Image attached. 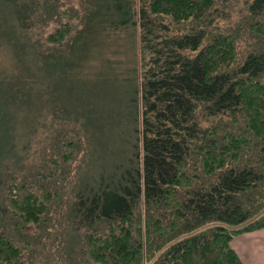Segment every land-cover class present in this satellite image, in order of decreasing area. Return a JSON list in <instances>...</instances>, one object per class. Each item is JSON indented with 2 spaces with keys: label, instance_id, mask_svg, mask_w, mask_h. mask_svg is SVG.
Returning <instances> with one entry per match:
<instances>
[{
  "label": "trees",
  "instance_id": "trees-1",
  "mask_svg": "<svg viewBox=\"0 0 264 264\" xmlns=\"http://www.w3.org/2000/svg\"><path fill=\"white\" fill-rule=\"evenodd\" d=\"M78 5L0 0L19 70L0 75V264H245L231 241L264 225V0ZM128 30V147L94 173L86 153L68 187L83 149L71 119L56 107L26 117L24 102L103 64L106 38Z\"/></svg>",
  "mask_w": 264,
  "mask_h": 264
},
{
  "label": "rangeland",
  "instance_id": "rangeland-1",
  "mask_svg": "<svg viewBox=\"0 0 264 264\" xmlns=\"http://www.w3.org/2000/svg\"><path fill=\"white\" fill-rule=\"evenodd\" d=\"M60 1L67 5L65 8L69 11L72 8L79 10V0ZM131 33V30L118 31L114 36L106 38L104 65L99 64L94 67L95 59H93L91 61L93 66L88 64H82L80 68L77 66L75 70L68 72L60 83L44 81L45 85L40 90L31 91L33 96L39 95V97L29 98L28 102H24L27 108L26 117L36 116V109L43 108L45 114L48 109L56 107L71 119L69 126L75 132V138L83 145V149L75 158L68 187L77 180L79 176L77 167L83 166L86 153L88 161L83 169L94 173V168L106 166L110 155H112L111 159L119 160V156L128 147L126 141L135 110L129 106L133 93L134 74L133 72L127 74V71L132 67L134 52L138 51L137 41L133 39L132 43L130 38ZM88 51L90 52L91 48ZM92 53L98 54L97 50ZM21 58L24 59V56ZM15 59L13 38H0L1 76L10 77L14 72L19 73ZM29 87L30 85L25 83L23 89ZM131 137L133 138L132 132ZM120 140H122L121 144H119ZM66 198L67 193L63 194L62 198L64 209L61 202H58L53 210L50 228L53 234L59 229L56 227L66 225L68 204ZM53 236L57 239L55 235ZM231 245L245 264H264V225L237 234Z\"/></svg>",
  "mask_w": 264,
  "mask_h": 264
}]
</instances>
